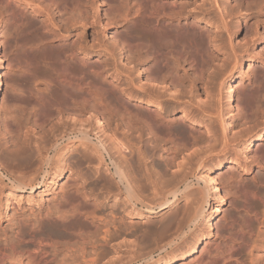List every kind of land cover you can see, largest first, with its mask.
Returning a JSON list of instances; mask_svg holds the SVG:
<instances>
[{"label":"bare ground","instance_id":"bare-ground-1","mask_svg":"<svg viewBox=\"0 0 264 264\" xmlns=\"http://www.w3.org/2000/svg\"><path fill=\"white\" fill-rule=\"evenodd\" d=\"M83 1L85 4L81 0H0V25L6 27V29L9 31L8 33L12 41V46L13 44L15 45L13 48H17L20 52L19 48H21V43H24L28 39H32L34 37L32 34L37 31L35 30L33 32L35 27L32 30L31 26L33 24H30L31 21L27 15V7H30L32 8V14H38L44 11L48 17V21L44 20L40 24L44 35L42 34V36H40L38 34L40 38H37V35H35L36 38H33L35 41H38L36 42L38 45L33 43V46L36 47L34 48L32 46L33 49L35 51L44 50L45 47H47L46 45L56 44L61 46L64 50L62 55L58 58H44L47 61L49 59L52 62L51 65L57 66L58 64L61 66L59 79L57 81L58 87L55 88L61 90L64 101L60 102L61 100H56L60 102H56V105H53L52 102L51 107L54 108V111H52V108L49 106V99L45 100L44 103L41 104L43 109H46V107L49 106L48 108H50L52 111L47 113L48 116L52 114L49 118L54 115L53 117L57 121L55 122L57 124L55 126L53 124L51 130L42 129L44 137L49 139L47 140L48 142L45 140L47 142V145H44L45 147H42V149L39 150L36 149V151L38 150L42 154V158H38L40 160L37 161V159L33 157V154L29 150L30 143H28V141L31 142V140L30 138L27 141L25 140L28 134L25 136V138L23 137L25 140H22L23 142L21 140L14 142L11 141L13 144L12 146L15 148V151L13 150V156L18 155L14 158V160L17 157L20 158L19 155H24L22 159L23 164L28 163L29 165L27 166L33 167H36L37 163L39 165L35 168L34 173H30L32 175L26 177H16L12 176L13 174L15 175L14 172L12 175L7 174L4 175V177L2 176L3 178L1 177L2 179H0V183L2 181L5 184L4 187H6L5 178H7V180L10 181L9 183L11 188L14 190L20 192L30 191V193L33 194L38 189H41L46 185L47 177L52 173L53 178L51 179V185H53L55 188L58 180L66 170L64 167V159L66 155L70 152L72 147L74 148L75 143H80V146L84 147V149L81 150L82 148H79V151L78 148H75L77 151H79L81 158L92 163L94 159H96L106 165V171L112 177L110 179V176L106 177L105 175L104 180L106 183L104 184H108L109 188L112 187L113 189L118 190V193L126 198L128 201L127 203H129L134 208L139 209L141 212L140 214L164 213L162 216L163 218L161 217L159 223H157V229L155 228V232H157L156 234H158L160 237H163V234L165 235V232H167L166 230L168 227H170L171 222L174 221L178 216L176 210L177 208L173 207L176 205L177 200L180 199L179 197H187L189 194L191 195V193L195 194L193 190L194 185L192 186L191 182V176H194V172L186 173L183 176H181L182 174H178L179 177L181 176V178L176 184L173 185V189L169 188V193L167 194L166 198H163V200L162 198H159L162 201L159 200V204L152 205L151 203L143 200L146 198L148 192L145 196L142 195V198L143 196L145 198L142 199L140 197V192L142 189L148 190V188L151 186L149 183L150 178L148 176L151 170L147 171L148 166L144 167L146 164L143 165V161L146 159L147 152L143 153L139 151V153L138 151L134 150V152L139 153L137 156H134L137 157V159L134 158L135 160L133 159L132 155L130 156V159L132 160H129L127 159L128 157L123 156V154L126 152L130 153V150L133 152V149L130 148L131 146L129 147L127 144H132L131 142L134 140V138L141 142L142 145H144L143 142H146L145 144L148 146L151 143H156V145L162 144L163 146L167 147L165 148V162L170 166L171 164L175 163L179 153L182 151L186 152L187 150L191 149L192 146L196 144L199 145V142L206 139V136H204L206 135L204 134L205 131H202L200 128L203 123V119L199 118L200 113H197L195 110H186V104H184V106L186 105L184 108L186 111L182 115H178L176 117L171 116L166 111L162 112L160 109L158 110V108L163 110L161 103L159 102H165L163 98H165L167 94L169 95L168 92L171 89H176V87L179 86L182 78L187 76V70L197 71L196 66L198 64H196V62H198V59L201 57L202 61L204 57L206 58V56H203L205 53L204 49V53L201 52V47L204 48V44H201V38L205 35L207 37L209 32L208 27L210 28L213 26L211 23L212 18L208 16L213 14V17H215L218 22L220 20L225 28L230 26V23H228V21L226 22V17L224 15V10L226 8L222 9L223 5H220L219 0H212L210 8L202 10L201 7L199 8L201 11L196 10L198 12H194L193 9H190V7H192L191 5L194 4L192 0ZM253 1L254 0H240L239 8L241 9V7L243 8V4H247L246 10H249L250 12L252 10L250 8V4H252ZM81 3H83L84 6H86L87 3H90V6L94 5V7L96 4L107 5L112 11L116 10V12H119V10L122 11L123 9V11L126 12L123 21L127 24V26L131 23L135 24V32H133L134 35H132L129 29H125V32L128 33L127 36L112 35L111 38L114 42L112 48L115 51H119L120 56H124L129 66L134 62H136L138 65L143 61L146 62L142 67L140 66L143 68V70L141 69L142 71L140 72L143 73L142 75L146 79L145 83L141 84L142 82L139 81L140 75L135 74V67L127 68L126 73L124 72L125 70H122V68L120 69L116 64L110 69L106 66L104 67L101 64L100 59L92 60L96 53H98V56H100L103 52H106V50L102 48L100 43L93 42L92 45H89L88 42L82 41L81 38L79 39L78 34H74L71 32L70 28L65 27L63 18L67 16V12L68 14H71L72 11L69 12V10L75 11L77 9L79 12H81L78 9L80 7L81 10H83V4L81 6ZM73 6L77 8L71 9ZM257 6V14L262 13L264 11V0H260ZM97 9L99 10V7ZM111 10L109 11L110 14L113 13ZM78 11L75 12H77L79 19H76L78 18L77 16H73L71 19L75 18L78 21L75 23V25L80 24L83 29H87L89 25H93L95 27L98 26L97 28L101 31L103 26H109L111 23L117 22L116 15H110L105 12L104 17H101V15L98 13L96 15L97 19L94 21V23H90L91 21L88 20L89 18L86 19L87 16L84 17L83 14L78 13ZM84 11L86 15V9ZM84 11H82V13ZM249 12L242 21L239 18L244 15L239 14V20L234 26V30H236V32H239L242 29V25L249 28L251 27V21L256 16H254L252 12ZM132 14L134 16L133 20L130 19ZM55 17H57L58 20H55ZM55 40L57 43L53 44V41ZM23 43L21 46H23ZM31 49L29 50L28 48H25V50H28L29 52ZM232 51L236 63L239 60L238 55H236L237 53L235 52L234 48ZM109 52L112 53L111 50ZM112 56H114V53H112ZM45 57H47V55ZM13 58L11 57L9 64L11 62L16 63V61H19H15ZM17 58L15 57V59ZM30 63L31 62H28V64ZM17 64L18 63L15 65ZM232 69H234V67ZM111 70H113L112 73H110ZM182 70H184V74L181 73ZM2 72L3 71H0V92L4 86L3 75L5 76V73L2 74ZM234 78L235 76L231 77L226 84L224 99L229 106L235 105V109L237 110L236 115H231L234 116L232 123L235 127L247 125L251 123L254 118L258 117V115L264 114V77L263 80H259V84L255 85L254 88H252L248 94H246L247 96L244 95L246 97L245 100L237 101L238 103L235 101L236 92L233 86ZM53 82H47L46 88L53 89ZM195 87L191 89H194ZM160 90L163 92H160ZM195 90L196 89H194V93ZM195 96L196 95H193V97ZM1 98L2 97L0 93V99ZM52 98L54 97H51V99ZM173 98L179 101L182 99L180 96H175ZM190 99L194 101V98L191 97ZM155 100H160L158 101V105L154 103ZM190 105H192V103ZM189 107H187V109ZM210 108L213 107L210 106ZM211 110L213 111L209 112V114H206L207 117L216 118L221 123V128H219L217 132H214V137L217 141L216 143L219 142L220 146L222 147L220 152L224 156L226 154H234L236 148L233 149V147L236 146L238 142L240 144V141L243 140V137L239 136L238 134V136L236 135L233 138H229L230 136L228 135V130L226 128L228 122L226 123L225 119H223L224 110L222 111V109L218 107L217 109L213 108ZM88 115L89 117L86 118L85 116ZM53 117L51 120H54ZM225 117L229 118L227 115ZM64 119H71V121H74L73 127L70 128L66 124L67 121L66 123H63ZM186 120L191 122V125L188 127H184L183 125L185 124L184 122ZM4 121L2 125L5 127L4 130L7 132L6 135L10 137L13 133H10L11 129H9L11 126L9 124L11 123L8 124L7 120ZM45 123L43 120L42 124ZM95 130L98 131L99 134L102 133L109 137H105L107 138L109 145L107 140L98 136L99 134L96 135V133H94L96 132ZM56 132H58V134H56ZM108 132H112L116 135L118 134L119 138H121V141L117 142V139L113 140V138L116 137H114V135L112 136V133L110 135ZM211 133L213 134V131ZM261 141H264V133L263 135L260 133L256 139L251 141L249 147H253L255 149V147L257 148V146L261 145H257ZM216 143H214L215 145L213 144L214 148H216ZM110 145L111 148H109ZM142 145H139L138 143V145H135V147L137 146V148H140ZM213 146H211V148H213ZM151 151L154 152L153 150ZM114 152L119 156L115 155ZM151 154L150 156H153ZM34 156L36 155L34 154ZM115 156H118V158L116 159ZM120 156L122 159H119ZM150 156L147 157V159L149 158V162ZM255 160L258 165L260 164V166L264 164L263 157L258 159L257 156ZM149 165L151 164L149 163ZM137 166L147 169V172L145 169V172H140V174H147L146 176H142L146 177V182L142 183L145 184L143 185V188L140 184L143 179L139 182L142 189L139 188L140 186H137V188L135 186L137 180H135V176H137L135 173L138 172L135 171V168L138 169ZM222 166L223 163L219 159V162L211 167L208 175L213 176L212 178L209 176L196 178L197 176H195L198 183L203 182V184H205V186L208 188L209 186L213 187L215 190L214 201L216 205H212L210 203V196H206L204 191L202 193H204L205 196L202 195L201 200L199 201V199H197L198 203L195 202V206L192 208L191 215H189L190 219L187 218L189 220L187 221L186 227L190 229L191 225L201 218L203 229L198 231L199 237H197V239H194V237V241L188 244V247L182 255L180 254L182 256V260H192V256L198 250L200 242L207 239L209 234H211L214 230L213 217L215 212L218 211L217 204L220 200V191L215 179L218 175L215 171L222 168ZM142 169L143 168H141L140 171ZM227 169L234 170V167L228 164ZM17 170H15L16 173ZM31 170L33 169L31 168ZM178 175L175 174V177ZM113 178L116 180V184L114 183V180L112 181ZM229 178H231V175ZM256 179L257 178L255 177L254 180ZM227 180L228 182H226ZM227 180L224 182L232 186L231 182H229V179ZM164 183H166V181ZM75 184L77 187L73 191L74 193L69 196H63V202H59L53 209L47 211L46 213H40L31 217L19 218L15 221L10 231L4 230L3 232H0V264H115L114 261V263L110 262L112 258H110L111 260L109 263H104L107 258H109V255H112L113 251H115V243L112 245V242H114V240H116L121 234L118 230L123 231L124 229V231H127L125 230L126 227H134L133 224L135 223L131 221L132 225L127 224L124 220L125 216L117 217L120 215V213L118 212L119 215H114V210H112L113 213L111 212V214L114 216L110 214L111 218L108 220L107 216L105 217L106 214L103 215L105 213H103V204L101 202H97L96 200H90V195L87 196L84 192H82V190H80V184H77V182H75ZM1 185L3 186V184ZM152 185L154 186V184ZM155 187L157 188L156 185ZM137 189H140L141 191L139 192ZM170 189L172 190L170 191ZM199 193L198 195H200ZM245 193V200H247L252 194L247 192ZM198 195L197 197H199ZM147 198H149V196H147ZM261 202L264 205V200H261ZM208 206L211 208L210 211L207 209ZM115 213L117 214V212ZM255 215L256 219L261 220L259 214ZM179 225L178 231L184 236L186 234L183 232L184 227H182L183 225ZM147 229H149V227ZM179 232L176 233L179 234ZM205 232H208V235H205ZM247 237L245 233L229 234L228 237H226V240H224L222 244L216 245L213 250L211 249L212 247H210V244H206V247H204L203 251L209 256L207 258L202 256L198 257V263L247 264L244 260V254L252 253V250L255 248L256 244V241L253 240V233H248ZM181 238L183 237L180 236L179 239ZM179 239L172 241L170 240L171 242L165 243V246L162 245L163 247L159 249L161 254L166 253L168 249L174 245H177L178 249L181 250L183 245L181 244L182 240ZM178 241L180 242L178 243ZM151 259H153V257L150 256L145 261H150ZM139 261H137V259H131L125 264H134ZM174 261L175 259L173 258L170 261H166V264H171Z\"/></svg>","mask_w":264,"mask_h":264},{"label":"rangeland","instance_id":"rangeland-1","mask_svg":"<svg viewBox=\"0 0 264 264\" xmlns=\"http://www.w3.org/2000/svg\"><path fill=\"white\" fill-rule=\"evenodd\" d=\"M81 1L84 2L83 0ZM192 1L194 2V4L191 5L192 7H190V9H193L194 12L201 11V9L199 10V8L201 7L202 10L210 8L212 2V0H192ZM259 1L260 0H254L252 4H250V8L252 9L250 12H252L254 16H256L251 21L252 22L251 27L249 28L242 25V29L239 32H236V30H234V26L236 22L239 19L242 21L243 18L246 16V14L249 12V10H246L247 4H243V8L241 7L240 9L239 8L240 0H219L220 5H223L222 9L226 8L224 10V15L226 17V22L228 21V23H230V26H228L229 28L228 27L225 28L219 20V22L221 23L220 24L217 21V19L213 17L214 16L213 14L208 16L212 18L211 23L213 24V26L210 28L208 27L209 32L207 37L205 35L201 38L202 41L201 44L202 45L204 44L203 45L204 48L201 47L202 48L201 52H203L204 49L205 53L204 52L203 53L205 55L203 53L202 54L203 56H206V58L204 57L205 59L203 58L201 61V57H200V59H198V62H196V64L199 65L196 66L197 71L187 70L188 74L185 78H182L179 86L176 87V89H171L168 92L169 95L167 94L166 97L163 98L165 102H159L161 103L163 110L161 108H158V110L160 109V111L162 112L166 111L173 117L182 115L186 110H195L197 113H200L199 118L203 119V123L200 128L202 131H205L204 134L206 135L204 136H206L207 140L205 139L204 141H201L202 143L199 142V145L196 144L192 146V148L187 150L186 152L182 151L184 152V153L181 152L182 154L179 153L175 163L170 165L171 167L165 162L166 161L165 148H167L166 146H163L162 144L156 145V143L155 144L151 143L150 144L152 146L151 147L150 145L148 146L147 144H145L146 142H143L144 145H142V143L139 142L136 138H134V140L131 142L132 144L126 143L129 147L131 146L130 148L133 149V152L132 150H130V153L132 152L131 154L127 152L123 154V156H127L128 157L127 159L129 160H132L130 159L131 155L133 156V159L134 158L137 159V157L134 156H137L140 152L143 153L147 152L146 159L148 156H150L151 153H152L151 155H153L150 156V162L148 161L149 158L147 160L145 159L146 162L143 161V165L146 164L144 165V167L148 166L147 167L148 170L144 167L137 166L138 169L135 168L136 169L135 171L138 172L135 173L134 171V173L137 174V176H135V180L137 179L135 184L136 188L137 186L139 187L140 184L143 188L144 187L143 185L145 184L142 183L146 182L145 181L146 177H142V176L143 175L146 176L147 174L146 173L140 174V172L151 170L149 172L151 175L148 173L149 178L152 179V180L149 179V183L151 184V186L148 188V190H144L140 186L139 188H141L142 191L140 189H137V191L138 190L139 192L141 191L140 192L141 198L142 195L145 196L146 193L148 192L146 198L143 196V198L145 199L143 198L142 199L151 203L152 205L154 204L157 205L160 203L159 200L162 201L163 198H166L167 194L169 193L168 191L169 188L174 187L173 185L177 183V181L181 178V176H183L186 173L194 172V176H191L192 177L191 182H192V186L194 185L193 190L195 194L191 193V195L189 194L187 197L186 196L179 197L180 199L177 200L176 205H174L173 207V208H177L176 210L178 216L177 218H175L174 221L171 222L170 227H168V229L166 230L167 232H165V235L163 234V237L162 236L160 237L158 234H156L157 232H155V230L157 229L156 227L158 226L157 223H159V220L164 215V213L140 214L141 212L139 211V209L134 208L129 203H127L128 201L126 200V198L120 195L118 193V190L113 189L112 187L111 189L109 188L108 184H104L106 183V181L104 180L105 175L106 177L110 176L109 173H107L106 171L107 170L106 165L103 162L101 163L96 159H94L92 163L85 161L83 158H81L79 151L81 148H82L81 150H83L84 147H81L80 143L74 144V148L75 147L78 149L80 148L79 151H77L76 148L74 149L72 147L70 149V152L66 155L64 159V167L66 170L61 176V178L58 180L55 188L53 187V185H51L52 184L51 179L53 178L52 173L49 174V176L47 177L46 185L43 186V188L38 189L33 194L30 193V191L20 192L14 190L13 188H11L9 183L10 181H8L7 178H5L6 187H4L5 184L1 181L0 232H3L4 230L10 231L15 221L19 218L31 217L40 213H46L47 211L53 209L59 202L61 201L63 202L64 200L63 196H69L74 193L73 191L77 187L75 182H77V184L79 183L81 185V186L79 185L80 190H82V192H84L87 196L90 195L89 198L90 200H96L97 202L99 203L101 202L103 204V210H104L103 213L105 212L103 215L106 214L105 217L107 216L108 220L109 218H111V215L113 214L119 215L120 213V215L117 217L125 216L124 220L126 221L127 224L132 225V222L135 223L133 224L134 227H126L125 230L127 231H124V229H123L124 232L118 230L119 233L121 234L120 235L118 234L119 236L117 237V239L114 240V242H112V245L115 243L114 244L115 251H113L112 255H109V258H107V260L104 263L106 262L109 263V261L111 260L110 258H112L110 262L112 263L114 261L115 264L116 263L125 264L126 262H129L131 259H135V260L137 259V261L140 260L139 262H136L134 264H166V261H170L171 259L174 258L176 262L174 261L171 264H199L197 261L198 257L202 256L204 258H207L209 256L206 252L203 251L204 247H206V244H210V247H212L211 249L213 250V248L216 245L222 244L223 241L226 240V237H228L229 234L245 233L247 237L248 233L251 232L253 233V240L256 241V244H255V248L252 250V253L244 254V260L246 261L247 264H264V205L261 202V200H264V164L260 166V164L258 165L255 160L257 156L258 159H260L261 157L264 158V141L259 142L257 145L259 144L261 145L257 146V148L255 147V149L253 147L252 148L249 147L251 141L256 139V137H258L260 133L262 135L264 133L263 132L264 114L258 115V117L254 118V120H252L251 123L247 125H240L234 127V124L232 123L234 116L231 115H236L237 110L235 109V105L229 106L224 99L226 84L228 80L233 76H235L233 80V86L236 92L235 94L236 103H238L237 101L245 100L246 97L244 95L248 94V92L252 88H254L255 85L259 84V82L263 80L264 11L262 13L257 14L258 12L257 5ZM82 4L83 3H81V6ZM84 4L82 6L83 10H81L80 7L78 8L81 12H79L76 9L77 7L74 6L71 9H76L75 11H78V13L83 14L84 17L87 16L86 19L89 18L88 20L91 21L90 23L92 22L94 23V21L97 19L96 15L98 13L101 15V17H104L105 12L110 14L109 11L111 9L108 8L107 5L96 4L94 7V5L90 6V3L89 4L87 3L88 5L86 4V6H84ZM98 7L99 10L97 9ZM84 8L86 9V15ZM27 10H28L27 15L31 21L30 24L31 25L33 24L31 26L32 30L35 27L33 32L35 30L38 31V32L35 31L37 33L34 32L32 36L34 35L33 38H36L35 35H37V38H40V36H42L43 34L40 24L44 20L48 21L47 20L48 17L46 16L47 14L44 11L38 14H32V8L30 7H27ZM73 11L74 10H69L71 14L70 13L68 14L67 12V16L63 18L64 19L63 23L65 27L70 28L71 32H73L74 34H78L79 39L81 38L82 41L88 42L89 45H92L93 42L100 43L102 48L106 50V52H103L100 56H98V53H96L92 60L100 59L101 64L104 67L106 66L107 68L110 69L112 68V66L116 64L120 69L122 68V70H125L124 72H126L127 68L129 67L130 68L135 67L136 70L135 74L140 75L139 81L142 82L140 83L141 84L145 83L146 79L142 75L143 73L140 71L143 70V68L141 67L146 62L143 61L139 65L136 64V62H134L132 65L129 66L124 56H120L119 51H115L112 48V45L114 43L111 38L112 35L127 36L128 33L125 32V29L126 30L129 29L132 35H134L133 32H135V28H134L135 24L131 23L127 26V24L123 21L126 12H124L123 9L122 11L119 10V12H116V10L114 11L111 10L113 12L111 14L117 16V22L111 23V25L109 26H103V28L100 31L97 28L98 26L95 27L93 25L92 26L89 25L87 29H83L79 23H78L79 25L77 24L75 25V23L78 22L77 20L79 19V17L77 16V12L74 11L75 12L74 13ZM82 11L84 12L82 13ZM239 14H242L244 16L238 19ZM73 16L78 17L76 18L77 20L74 18L76 22L74 21V19H71L73 18ZM54 19L58 20L57 17H55ZM130 19L131 20L134 19L133 14L130 16ZM215 20L216 23L218 24L215 23ZM8 32L9 31L6 29V27L0 25V36H1L0 71H3L2 74L5 73V76L3 75L4 86L0 92L2 97L0 99V179H2L4 175L7 174L12 175L14 172L15 175L13 174L12 176H16V177L19 176L26 177L32 175L30 173H34L35 168L39 164L37 163L36 167L27 166L29 165L28 163L26 164L24 163L25 164L24 165L22 161L24 155H19L20 158L17 157L15 161L14 158L18 155L13 156V150L15 148L12 146L13 144L11 143V141L13 142L19 140L27 141L30 138L31 142L28 141V143H30L29 150L33 154V157L37 159V161L40 160L42 158V154L38 150L42 149V147H45L44 145H47L48 142L47 140H49L48 138L46 139V137H44L42 129L51 130L53 124L54 126L57 124L55 123L57 121L53 117L54 115L52 116L54 120H51L52 117L51 118L49 117L52 114H50V116H48L47 114L49 111L50 112L54 111V108L51 107V103L53 102V105H56L57 103L64 101L61 90L55 88L58 87L57 81L59 79V72L61 70V66L58 64L57 66L51 65L52 62L49 60L50 59L49 57L53 59L61 56L64 51L62 47L54 44L57 43V41L55 40L53 41L54 45H46L47 47H45L44 50L35 51L33 49L34 47L33 45L38 41H35V39L32 38L26 40L24 43L22 42L23 46H21L22 45L21 43L20 47L23 49L19 48L20 50L19 52L17 48H13L15 47V45L13 44L12 46L11 43L12 41ZM38 34L40 36H38ZM36 44L38 45V43ZM25 48L26 49L28 48L29 50L31 48L32 49L29 52L28 50L26 51ZM233 48L237 53L236 55H238V59H239L238 62L236 63L232 51ZM110 50L112 51V53H114V56H112V53L109 52ZM44 54L45 56L47 55V57H45ZM14 56L18 58L15 59ZM11 57L12 58L14 57L13 59L15 61L19 60L16 61V63H18L17 65H15L16 64L15 62L14 63L11 62L13 65L11 63L9 64V60L11 59ZM44 58L45 59L49 58V59L47 61ZM27 61L31 63L28 64ZM233 67L234 69H232ZM112 72L113 70L110 71V73ZM181 73L184 74V70H182ZM49 81L52 82L54 81L52 83V86L54 87L53 89L46 88V83ZM193 87H195L194 89H196L195 93H194V89H191ZM160 92L163 91L160 90ZM193 95L196 96L193 97ZM175 96H180L182 99H180V101L175 100L173 98ZM42 97L45 98L43 99ZM51 97H54L55 99L54 98L51 99ZM191 97L194 98V101L190 99ZM48 99L50 100L49 106L52 108L51 109L52 111L50 110V108H48L49 106L46 107V109L42 108L41 104ZM56 100L59 101L61 100V101L59 102ZM158 101L160 100H155L154 103L158 105L159 104ZM191 103L192 105H190ZM184 104H186L187 107L189 106L190 107L187 109L186 105L184 106ZM198 105L200 106V108ZM210 106H212L214 109H217L218 107L221 108L222 111L224 110L223 119H225L226 123L228 122L226 128L228 130L227 131L228 135L230 136L229 138L231 137L233 138L236 135L238 136V134L239 136L243 137V140L240 141V144L238 142L237 145L233 147V149L236 148L234 154H226L224 156L220 152V149H222V147L220 146L219 142L216 143L217 141L216 138L214 137V132H217V130L221 128L220 127L221 123L216 118L207 117L206 114H209V112L213 111L211 110L213 108H210ZM226 115L229 116V118H226L225 117ZM85 117L88 118L89 115ZM4 120H7L8 124L11 123L9 124L11 126L10 127L8 126L9 129H11L10 133L13 132L12 136H10L11 138L6 135L7 132L4 130L5 127L4 125H2L4 122H6ZM43 120L44 123L46 122L45 124H42ZM64 122L70 128L73 127L74 121H71V119L70 120L64 119L63 123ZM184 123H185L183 124L184 127H188L191 125V122L188 120H186ZM30 131L33 132L31 133ZM212 131L213 134L211 133ZM94 133H96V135L99 134L98 131ZM108 133H110L111 135L112 132H108ZM56 134H58V132H56ZM100 134L98 136L103 137L105 140H107V138L105 137L108 136L102 133ZM26 135L27 137L28 136L29 137L28 139L26 137V139L24 140L23 137L25 138ZM113 135L114 137H116V138L112 137L113 140L117 139L118 140V141L116 140L117 142L121 141V138H119L118 134L116 135L112 133V136ZM138 143L139 145L141 144L142 147L140 146H139L140 148H137V146L135 147V145H138ZM214 143H216L215 146L216 148H214L213 146ZM211 146H213V148H211ZM146 147L147 148L151 147V148H148V150L146 151L147 149ZM31 148H34L35 150ZM109 148H111V145L109 146ZM36 149L38 150L36 151ZM134 150L140 152L137 153L134 152ZM151 150H153L154 152H152ZM34 154L36 156H34ZM114 154L118 155L115 152ZM118 156L117 157L115 156L116 159L118 158ZM119 159H122V157L120 156ZM219 159L223 163V166L222 168L215 171L218 175L215 179L217 181V186L220 191V198H219L220 200L217 204L218 211L215 212L213 217L214 230L211 234H209V237L207 239L200 242L198 250L192 256V260L189 259L182 260L181 255L188 247V244L194 241V239H197V237H199L198 231L203 229L201 218L197 220V222L193 223L190 229L186 227L187 221L190 219L189 215H191L192 208L195 206V202L198 203L197 199H199L200 201L202 195L205 196L206 194V196L208 195L210 196V203L212 205H216L214 201L215 190L213 189V187L209 186L208 188L207 186H205V184H203V182L198 183L196 178L209 176L208 172L210 171L211 167H213L214 165H216V163L219 162ZM149 163L151 165H149ZM228 164L232 165L234 167V170H228L227 169ZM31 168L33 170H31ZM141 168L143 169L140 171ZM15 170H17V173ZM175 174L177 175L182 174V175L180 177L179 175L175 177ZM226 175L229 177L231 175L232 179L227 177ZM195 176L197 177L195 178ZM111 177L112 176H110V179ZM138 177L140 180L138 179ZM209 177L212 178L213 176H209ZM255 177L257 178L256 180H254ZM142 179L144 182L141 181ZM227 179H229V182H231L232 186L226 183L228 182ZM113 180L114 178L112 179V181ZM165 181L166 183H164ZM114 183L116 184V180H114ZM1 184H3V186ZM152 184H154V186ZM155 185L157 186V188L155 187ZM172 189H170V191ZM198 190H202V191H198ZM243 190L244 191L246 190L245 192L252 194L251 197L247 199L248 201L245 200L246 193ZM203 191L205 194L202 193ZM199 192H201L202 194ZM198 193L200 195H198ZM197 195L200 198L197 197ZM147 196H149V198H147ZM159 198H162V200ZM207 209L208 211H210L211 210L210 206H208ZM112 210L117 212V214L115 212L113 213ZM111 212L113 214H111ZM255 214H259L261 220L256 219ZM178 225L179 226L183 225L182 226L184 227L183 232L186 233L184 236L181 235V232L178 231L179 228ZM148 227L149 229H147ZM175 231L179 232V234L176 233ZM177 234L179 238L180 236H182L183 238L179 239ZM205 235H208V232H205ZM178 239L182 240L181 244L183 245V248L181 250L178 249L177 245H174L170 249H168L166 253L161 254L159 249L165 246L166 245L165 243L167 242L169 243L172 240H178ZM179 242L180 241H178V243ZM150 256L153 257V259H151L150 261H145Z\"/></svg>","mask_w":264,"mask_h":264}]
</instances>
